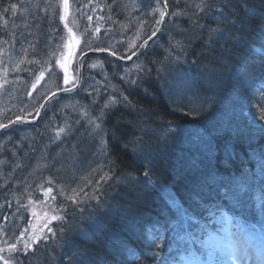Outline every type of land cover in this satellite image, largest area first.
Instances as JSON below:
<instances>
[{"label":"trees","instance_id":"1","mask_svg":"<svg viewBox=\"0 0 264 264\" xmlns=\"http://www.w3.org/2000/svg\"><path fill=\"white\" fill-rule=\"evenodd\" d=\"M207 2L200 28L194 29L188 17L200 0H168L170 15L161 36L132 64L90 57L76 96L48 106L46 123L61 124L60 107L70 108L68 101L74 97L84 100L92 84L108 87L93 111L101 117L97 122L106 138L109 178L94 180L98 175H92L90 185H97L98 200L84 196L88 189L83 187L76 199L85 203H74L63 192L65 206L57 199L56 204L64 209V219L51 224L56 234L48 232L34 253L16 252L18 264H159L169 255L186 218L193 230L206 227L207 216L224 205L229 194L236 197L234 213H240L247 200L259 206L261 194L246 184L251 175L261 180L251 174L253 164L264 168V122L256 117V104L264 94V0ZM9 3H23L27 13H9L7 26L0 22V93L4 99L24 91V99L34 98L29 104L35 108L23 111L14 99L2 100L0 123L33 116L44 98L66 87L60 66L69 36L65 23L69 28L77 25L79 53L104 49L127 57L157 30L159 15L152 12L161 8L158 0H68L62 20L61 0H0V7ZM177 10L187 15L171 16ZM214 28L230 31L219 39ZM132 43L137 47L131 48ZM106 95L115 96L118 103L105 108ZM84 104L80 106L87 110V99ZM86 130L89 134L88 129L82 132ZM41 136L46 137L42 123L14 128L0 137V243L7 249L22 233L31 242L25 232L31 217L22 204L38 201L48 188L49 195L60 192L74 181L60 160V154L65 158L72 151L70 139L61 146ZM74 144L77 152L86 145L94 149L90 143ZM42 150L44 160L56 168L41 174L33 168ZM57 168L62 171L57 173ZM51 173L59 176L60 188Z\"/></svg>","mask_w":264,"mask_h":264},{"label":"rangeland","instance_id":"2","mask_svg":"<svg viewBox=\"0 0 264 264\" xmlns=\"http://www.w3.org/2000/svg\"><path fill=\"white\" fill-rule=\"evenodd\" d=\"M76 27L71 28L72 29V34H76ZM67 34V33H66ZM68 32V40H65L63 42V49H66V52L63 53L64 57L62 58V64L67 66V72H65V69L62 67L63 75H62V81L63 83L68 87L72 88L75 80H76V75H74V68L70 69V67H76L78 60L82 56L83 53L90 51L86 50L82 53H79L78 47H77V41L73 38V35ZM70 37V38H69ZM71 41V43H69ZM97 61H94L95 63ZM77 69V67H76ZM65 75L69 77V82L65 83ZM83 75L82 73V82H83ZM78 79V75H77ZM81 82V83H82ZM182 84H184V81L182 80ZM82 87V85H81ZM167 88V85L165 84V89ZM81 89V88H80ZM79 89V90H80ZM108 87L101 88L100 86H94L92 84L91 90L88 92L87 96L85 99H87V102L90 103V106L87 108V110L83 107L86 105L84 104V100H81L77 97H74L71 101H68L69 104L68 106L70 108L66 107H60L58 109V116L59 120L61 121V124L53 125V120L51 123H46L47 116L50 114L48 112H44L41 120L39 123H42L44 125V132L46 134V137L41 136L43 139H50V142H55L56 145H68L69 141L67 138L70 139V142L72 143V151H67V157H62L60 154V160L61 163L67 167L68 171L70 172V175H72L75 179L70 186L64 187L60 192H56V190L53 192V194L49 195L46 194H40L38 201L31 203L30 207L28 209V214L31 217V225L29 226V229H27V235L32 238L33 236L36 235H42L45 236L48 233V228H51L52 222H57L58 220H52L51 223L48 224V228H44L43 225L47 223L52 216H61L64 209L62 207H57V201L62 202L61 205L65 206V200H64V195L63 192H68L69 196L73 195V190L76 191V193H79L80 187L87 188L88 191L87 196L92 195L93 197L95 196L96 193V186H91V180L89 179L92 175L97 174L98 177L94 180H100L101 177L106 175V167L107 165L105 164L106 161V138L104 135V131L101 127V129H94V126L89 123V118L91 117L92 120H96L98 117V113L93 111L94 106L98 103L99 100V95H102L104 91H106ZM78 90V91H79ZM104 90V91H103ZM77 91V92H78ZM166 91V90H165ZM71 96H76L71 95ZM2 95L0 96V99H2ZM103 98L109 99L111 97L109 96H104ZM33 100L34 98L31 97ZM30 99V100H31ZM184 99H187L184 96ZM104 101L108 103V101ZM29 103V102H28ZM76 104V107L75 105ZM82 104L83 106H80ZM35 107L33 104H26L22 107L23 111H33ZM75 108V109H73ZM67 109V110H64ZM90 111V113H87L85 115L84 113ZM90 115V117H89ZM0 116H2V113L0 112ZM48 120V119H47ZM97 122V121H96ZM98 123V122H97ZM65 124L69 125L71 127V132H69L67 135H61L59 138H55V129L58 127H64ZM72 124H75L77 127L72 126ZM102 125V124H101ZM81 127V128H79ZM83 129H88L90 130V133L87 134V130L85 132H82ZM33 132V131H32ZM32 132H29L28 136L30 140H33L31 137ZM88 143L94 145L93 151L87 150V146L85 148H81L80 151L77 152L75 148V144H88ZM43 154L39 155L38 163L35 164L34 168L35 170H39L40 173H47L50 171H53L56 168V165L51 163L49 160H44L46 158V152L42 150ZM58 167V166H57ZM65 170V169H64ZM62 170L60 168H57V173H60ZM50 179L52 177L55 178V187L60 188L59 184V176H54L55 174L51 173ZM82 191V190H81ZM57 193V194H56ZM82 193H84L82 191ZM56 194V195H55ZM84 196H86L84 194ZM85 200H81L79 203H85ZM42 230V231H41ZM246 237L252 241L254 237H257L259 241H262L264 238V231L263 232H252V233H247ZM236 238L235 235L225 237L222 236L217 239H206L204 240V245L206 249L208 250V256L209 259L213 257V254L216 251H222L224 247H229L227 243H229L230 239ZM25 239V237H24ZM0 248H2L4 251L0 252V255H4L6 258L8 257H14L15 253H9L6 244H1L0 243ZM217 253V252H216ZM192 264H196V258L193 257L191 259ZM0 264H3V261H0Z\"/></svg>","mask_w":264,"mask_h":264},{"label":"snow or ice","instance_id":"3","mask_svg":"<svg viewBox=\"0 0 264 264\" xmlns=\"http://www.w3.org/2000/svg\"><path fill=\"white\" fill-rule=\"evenodd\" d=\"M62 5H63V9H64V16L61 17L62 20L66 19V16L68 14V0H61ZM163 3V7L155 9L152 12V15L155 16L158 12L159 18L155 20V23L157 25H161L165 23V17L169 16L170 13L167 10L168 7V0H162ZM177 3H179V0H177ZM209 8V4L207 2V0H200V3H194L191 8L190 11L192 12V16H195L196 19H192V16H189L188 19L190 20V25L191 27H193L194 29H199L200 25H199V19L201 18V14L205 13L207 11V9ZM21 9H23V12L21 13L26 14L27 13V9L24 8L23 3H9L7 6H3L0 7V22H2L5 26H7L9 24V20L6 18L7 15L10 13L12 17H15L17 15L18 12H21ZM45 12H47V8L45 9ZM187 15V13L183 10H177L175 12L171 13V16L173 17H181V16H185ZM220 15L222 16L223 13L221 12ZM88 19L90 20L91 17H88ZM27 26V24H25V27ZM64 27L68 30V32L70 34H72V29L68 27V24L65 23ZM96 31H99V29H96ZM225 31H230V29H224L223 31L220 30L219 28H214L212 29V32L217 34V38L222 39L224 37V32ZM156 34V32L154 31L152 33V36H154ZM234 35V33H232ZM13 40L15 39V34L13 33ZM73 38H74V34ZM149 39H151V36H149ZM147 40L143 41V44L141 46H144L147 44ZM5 43H7V41H5ZM69 43H71V41H69ZM177 46H180V41H177ZM137 45L136 43H132L131 48H136ZM26 51V50H25ZM101 51H104V49H101ZM113 56L117 55V53L112 52L111 53ZM132 55L135 56L136 53L132 52ZM123 58V57H121ZM129 59L131 57H128ZM24 61L21 60L20 63H23ZM193 63H195V61H193ZM61 67H63L65 69V72H67V67L64 64L60 65ZM17 68H19V64L17 65ZM44 76V73L41 72L40 73V78L42 79ZM69 82V77L67 75H65V83ZM33 87H35V85H33ZM65 91H70L71 89H64ZM56 92L52 93V96H55ZM49 99H51V97H49ZM118 103L117 98L115 96L111 97L110 100L108 101L107 104L104 105L105 108H107L110 104H116ZM40 107H43V105H41ZM256 117H258V120L260 122H264V94H262L259 99L258 102L256 104ZM37 113H39V109L36 110ZM85 115H87V113H84ZM28 115L30 116L31 113H28ZM103 115V113H101V116ZM256 117H254V122ZM25 119V117H21V116H17L15 120H9L8 124H4V123H0V129H4V128H8L10 124H14L17 121H23ZM101 117H97L96 120H92L91 118H89V123L92 124L94 126V129H101V124L97 123V120H100ZM55 131V138H59L62 134L63 135H67L69 132H71V127L67 124H65L64 127H58L57 129L54 130ZM260 131L264 132V124L260 125ZM0 163H3V161H0ZM17 167H19V165H17ZM147 175V174H145ZM109 177H107V175L101 177L102 180H106ZM49 183H51V181H48ZM52 191L51 188L47 189V192L45 193L47 195V193H50ZM78 193H76L75 190H73V195L68 197V199L72 200L74 203H79L80 201H78L76 199ZM85 195L87 196V193H85ZM95 199H99L98 197H94ZM58 219H64V217L61 216H52L51 219L45 223L43 225L44 228H48V224L51 223L52 220H58ZM42 231V230H41ZM25 232H27V229H25ZM48 232L52 233L53 235H55V231L52 228H48ZM45 239V236L42 235H36L33 236L31 238V242L26 241L23 239V233L20 235V237L17 238L16 242L11 243L8 245V251L9 253H15V252H23L25 255L28 254V252L31 250L33 253L36 251V248L34 247L35 245H39L41 240ZM18 245H21L20 247H18ZM4 250L2 248H0V252H3ZM0 261H3V264H18V261L15 260L14 257H8L6 258L4 255H0Z\"/></svg>","mask_w":264,"mask_h":264},{"label":"water","instance_id":"4","mask_svg":"<svg viewBox=\"0 0 264 264\" xmlns=\"http://www.w3.org/2000/svg\"><path fill=\"white\" fill-rule=\"evenodd\" d=\"M160 2L162 3V0H160ZM162 5H163V3H162ZM165 20H166V17H165ZM164 24H165V23H164ZM164 24H161V25H160V27H159L158 31L156 32V34H155L154 36H151V39H147V41H148L147 44L144 45V46H141V47L138 49V51L136 52V55H135V56H133V55L130 56V57H131L130 59H129V58H128V59H122V58H119V57H117V56H113L110 52H107V51H89V52L83 54V55L81 56V58L79 59V62H78L79 72H78L77 83H76V85H75L73 88H71L70 91L61 90V91L56 92V95H55V96H52V95H51V96H50L51 99H49V97H48V98L44 101V103H43V107H40V109H39V113L37 114V117H36L34 120H25V119H24L23 121H17V122L14 123V124H10L8 128L0 129V134H1L2 132H4V131L10 129V128H11L12 126H14V125H19V124H21V125H35V124L38 122V120H39V118H40V116H41L43 110L45 109V107L48 105V103H49L51 100H53L54 98H56V97H58V96H62V95H70V94L76 92V91L80 88V85H81V82H82V62H83V60H84L86 57H88V56H97V55H101V56L109 57V58H111V59H113V60H115V61H117V62H119V63H121V64H129V63H130L135 57H137V56L140 54V51H141L142 49L146 48V47H147L152 41H154V40L160 35V33H161L162 30H163Z\"/></svg>","mask_w":264,"mask_h":264},{"label":"bare ground","instance_id":"5","mask_svg":"<svg viewBox=\"0 0 264 264\" xmlns=\"http://www.w3.org/2000/svg\"><path fill=\"white\" fill-rule=\"evenodd\" d=\"M27 24V23H26ZM48 109V107L46 108V110Z\"/></svg>","mask_w":264,"mask_h":264}]
</instances>
